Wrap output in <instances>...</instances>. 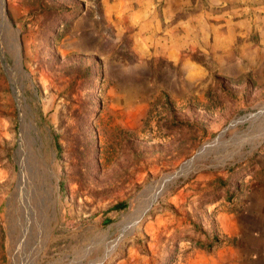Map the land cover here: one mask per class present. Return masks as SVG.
<instances>
[{
    "label": "rangeland",
    "instance_id": "rangeland-1",
    "mask_svg": "<svg viewBox=\"0 0 264 264\" xmlns=\"http://www.w3.org/2000/svg\"><path fill=\"white\" fill-rule=\"evenodd\" d=\"M261 188L263 2L0 0V264H264Z\"/></svg>",
    "mask_w": 264,
    "mask_h": 264
},
{
    "label": "crops",
    "instance_id": "crops-1",
    "mask_svg": "<svg viewBox=\"0 0 264 264\" xmlns=\"http://www.w3.org/2000/svg\"><path fill=\"white\" fill-rule=\"evenodd\" d=\"M227 1H230L232 3L245 4L246 0H224V2H227ZM260 1L264 3V0H255V3L260 2ZM261 190H262L261 192L258 191V193L253 194V196L250 198L249 206H252L251 207L252 209L254 208L255 210L264 211V210H262L264 208V188H261ZM257 217H260V222H256L255 225H257L259 227L261 226V228H264V219H263L264 212H262L261 214H258ZM245 234L249 235L250 232H245ZM246 240H247V238H246ZM261 240H263V237L255 236L254 247H255L256 251H258V250L264 251V242ZM243 243H245L244 240L242 241V244ZM245 245H246V243H245ZM242 247L240 248V250H242V251H247L249 249L248 245H246V247H244V248H242Z\"/></svg>",
    "mask_w": 264,
    "mask_h": 264
},
{
    "label": "water",
    "instance_id": "water-1",
    "mask_svg": "<svg viewBox=\"0 0 264 264\" xmlns=\"http://www.w3.org/2000/svg\"><path fill=\"white\" fill-rule=\"evenodd\" d=\"M235 122H237V120H234L230 125H228V127H226L225 130H227L228 128H230L233 124H235ZM225 130H224L223 132L220 133L219 137L223 136V134L225 133ZM198 155H199V153L196 154L195 157H193L192 159H190L189 161H187V163H189V162L192 163V162L194 161V159H195ZM158 194H159V193H158ZM158 194H156L155 198L150 202V205L148 206V208L151 207V205L153 204L154 200L157 198Z\"/></svg>",
    "mask_w": 264,
    "mask_h": 264
},
{
    "label": "bare ground",
    "instance_id": "bare-ground-1",
    "mask_svg": "<svg viewBox=\"0 0 264 264\" xmlns=\"http://www.w3.org/2000/svg\"><path fill=\"white\" fill-rule=\"evenodd\" d=\"M189 163H190V162H189ZM189 163H188V164H189ZM186 166H187V164H186ZM179 172H181V170H180ZM170 177H171V176H170ZM170 177L167 178V179L165 178L162 182H163V183H164V182H167V181L170 179ZM162 182H161V184H160V187H161V188H162V186H165V184H162ZM158 192H159V191H158ZM158 192H157V194H158ZM155 196H156V194H155ZM155 196L151 199V201L155 198ZM151 201H150V202H151ZM149 205H150V204H149ZM146 209H147V208H146ZM146 209H145V210H146ZM145 210H144V211H145Z\"/></svg>",
    "mask_w": 264,
    "mask_h": 264
},
{
    "label": "trees",
    "instance_id": "trees-1",
    "mask_svg": "<svg viewBox=\"0 0 264 264\" xmlns=\"http://www.w3.org/2000/svg\"><path fill=\"white\" fill-rule=\"evenodd\" d=\"M122 204H123V202H121V203H117L116 205H114V207H113V209H118V208H120L121 206H122ZM211 245V244H210ZM209 245V246H210Z\"/></svg>",
    "mask_w": 264,
    "mask_h": 264
}]
</instances>
